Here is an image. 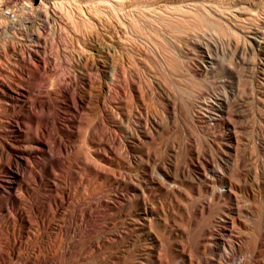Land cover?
Returning a JSON list of instances; mask_svg holds the SVG:
<instances>
[{
  "label": "bare ground",
  "instance_id": "obj_1",
  "mask_svg": "<svg viewBox=\"0 0 264 264\" xmlns=\"http://www.w3.org/2000/svg\"><path fill=\"white\" fill-rule=\"evenodd\" d=\"M211 12L251 25L230 65L264 56V0H0V264H264V129L241 149L236 97L199 112L151 39ZM55 33L66 58L47 57ZM71 185L100 192L77 204Z\"/></svg>",
  "mask_w": 264,
  "mask_h": 264
},
{
  "label": "rangeland",
  "instance_id": "obj_2",
  "mask_svg": "<svg viewBox=\"0 0 264 264\" xmlns=\"http://www.w3.org/2000/svg\"><path fill=\"white\" fill-rule=\"evenodd\" d=\"M3 1H5V0H3ZM13 7H14V4L11 1H9V6L4 9L3 15L5 13V16H8L9 19H14L15 15L9 13V10L16 11V8H13ZM201 12L204 15V12L202 10H201ZM209 15L211 16V19L203 16L205 19V22H203L201 20L199 23L193 17H190L189 18L190 20L188 21V23H186L187 26L186 25L184 26L185 28H183L182 26L180 27V25H173V27L169 28L168 32H170V35L172 34L170 38L173 42L174 47H172L173 46L172 44L169 45L165 41V39H163L162 36H160V37L154 36L151 39L152 40L155 39L154 41H156L157 43H160L159 44L161 46L160 50L163 51V53H165V55L169 59L173 60L172 61L173 65H174L173 67L175 68V75H176V77H174L175 83L179 84L180 86L184 85V88L189 89L188 92H191L192 96L194 95L193 97L197 101V106H198L197 110L200 109L202 114H204L208 118H210L209 116L211 115V113H210L211 111L206 106V103L213 102L216 100H222L223 97H225V96L231 97L232 100H234V98L236 97L235 101L236 100L238 101L237 105H239V106H236V109H233V111H235V110L238 111V109H239V111L234 112V116H232V119L235 117L233 120L235 122L237 121L236 124L238 126V130H237L238 141L240 142L239 144H240L241 149L242 148L246 149V150H248V152L249 151L252 152L251 150H253V152H254L253 144L255 143L256 137L264 129V115H263L264 114V111H263L264 110V106H263V102H264V100H263L264 99V94H263L264 93V56L262 54H259V52L257 50H255L254 48H250L247 51V53L244 54V56L243 55H242V57L237 56L236 57L237 61H235V63H233V65L232 64L230 65L227 61L230 57L229 50L236 43H239L238 41H240V43H239L240 47L244 45L243 43H244L245 39L243 36L248 35V32H246V31L247 30L249 31L251 25L248 24L247 26H245V28H240V27L237 28L234 26H231V27L227 26L226 27L224 25H219L220 23L215 22V19L219 18V16H220L219 13L211 12ZM194 21H196V22H194ZM206 21H207V23H206ZM193 22H194V24H193ZM209 22L212 23L213 25L211 24V26L210 25L208 26V24H210ZM217 25H218V27H217ZM178 27H180V28H178ZM253 28H255V27H253ZM172 29L174 32L171 31ZM183 29H188L186 31L189 34H191V32H193V31H198L199 38L208 44L209 48H208V53L206 55L203 54L202 52L198 51V50L191 49L189 47L188 48L190 50L187 53L180 51L181 50L180 47L182 48V46H183V44H181L182 43L181 40H183V38L186 36V35H183V34H186V33H183L184 32ZM191 29H193V30H191ZM197 29H199V30H197ZM241 30H242V32H241ZM258 30L260 31V33H262L264 35V25L259 26ZM179 31L181 33H179ZM220 33H222V34H220ZM244 33H246V34H244ZM64 37L65 36L62 37L61 35H58L57 33L50 34V36H49V50L47 52V57L50 56L53 58V60H55V58H57V57L66 58L68 56L70 49L67 48L66 45H64V39H65ZM9 38H10L9 35L4 34L0 30V45H2L4 42L10 40ZM180 38H182V39H180ZM174 39H176V40H174ZM234 40H235V42H233ZM230 45H231V47H230ZM227 49H228V51H227ZM236 62H237V65H236ZM55 63H56V61H52V63H50V64L53 67L55 65ZM202 63L204 65V68H203V72L200 74V76L196 77V76L191 75V73H189L187 68H192L193 66H196L197 64L200 65ZM55 69H59V68L55 67ZM63 69L64 68H62V69L60 68L61 72L64 71ZM176 69H177V71H176ZM180 69L181 70L183 69V70L181 71ZM185 71H187L189 73V75ZM176 72L179 75H182V73H184L182 75L183 77L179 76ZM185 76L187 78H185ZM179 77H182V78H179ZM183 83H185L186 86ZM190 83H192V84H190ZM193 84H194V86H193ZM188 85L190 87L193 86L192 88H194V89L196 87V90L194 91L195 93L191 91V88H189ZM232 97H234V98H232ZM213 98H214V100H213ZM251 148H253V149H251ZM70 188L72 189L71 191H73L72 193L75 192L74 196H75V202L77 204H84L85 202H88V200H91V198L97 197L98 193L100 192L99 190H97L98 188L97 189L94 188L95 190L94 189L91 190V188L86 187L85 191L81 190L82 193L80 192L79 189H77V191H76L77 187L75 188L74 185H71ZM73 189H75V190H73ZM93 190H94V193H93ZM95 191H98V192H95ZM83 192H85V194ZM86 192H87V194H86ZM78 196L80 198H78ZM119 224L120 223L117 222L115 228H117V226L119 227L120 226ZM96 229L94 231H96ZM32 232H35L37 236L39 235V237L41 236L40 234H42L40 229L36 228V227L32 230ZM10 234H11L10 231H8V233L6 231V235L10 236ZM37 242H38V244H37ZM37 242L34 241L33 239H30L28 241L29 245L31 244L30 245L31 247H34L33 245L35 244L36 246L38 245L37 247L39 248L42 245V243L39 244L38 240H37ZM51 242H52V244H51ZM51 242H50V244L52 246L56 245L55 239H52ZM44 245L45 244H43L40 247V250L42 249L41 251L39 250L41 254H44V251L46 248V246H44ZM57 247H58V245H57ZM57 247L54 246V249L56 250V252L58 251ZM54 249H52L53 250L52 252H54V254H55ZM24 253L25 252H22V254H23L22 256H24L26 258L27 255ZM56 255H57V253H56ZM4 259H5L4 260L5 262H6V259H7L8 263L10 262V260L8 258L4 257ZM21 262L22 261H11V263H13V264H17V263L20 264ZM21 264H24V262Z\"/></svg>",
  "mask_w": 264,
  "mask_h": 264
},
{
  "label": "built area",
  "instance_id": "obj_3",
  "mask_svg": "<svg viewBox=\"0 0 264 264\" xmlns=\"http://www.w3.org/2000/svg\"><path fill=\"white\" fill-rule=\"evenodd\" d=\"M10 14H12L10 11H9ZM14 15V14H13Z\"/></svg>",
  "mask_w": 264,
  "mask_h": 264
}]
</instances>
